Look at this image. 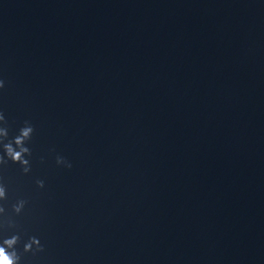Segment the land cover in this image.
Segmentation results:
<instances>
[{"label": "water", "instance_id": "1", "mask_svg": "<svg viewBox=\"0 0 264 264\" xmlns=\"http://www.w3.org/2000/svg\"><path fill=\"white\" fill-rule=\"evenodd\" d=\"M0 79L21 264H264V0H0Z\"/></svg>", "mask_w": 264, "mask_h": 264}, {"label": "clouds", "instance_id": "2", "mask_svg": "<svg viewBox=\"0 0 264 264\" xmlns=\"http://www.w3.org/2000/svg\"><path fill=\"white\" fill-rule=\"evenodd\" d=\"M5 87V81L0 79V89ZM34 127L29 121L24 122V126L20 128L19 133L13 138L9 139L7 128V120L0 112V166L6 165L8 161L18 163L22 171L27 174L31 171L30 157L32 155L31 149L27 147V143L32 139ZM57 165L71 169L72 163L63 156L56 157ZM36 184L39 188L44 187L43 180H37ZM7 200V190L5 185L0 182V201ZM27 202L25 200H18L12 205V210L16 215H19ZM6 209L3 204H0V228L8 227L15 228L16 223L11 217L5 216ZM20 243L19 234H12L11 236L0 239V264H21V253L17 250V245ZM44 246L37 237H30L23 245L24 253L43 252Z\"/></svg>", "mask_w": 264, "mask_h": 264}]
</instances>
